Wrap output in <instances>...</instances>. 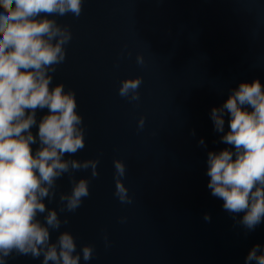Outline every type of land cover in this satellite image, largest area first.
I'll return each mask as SVG.
<instances>
[{"label": "water", "instance_id": "obj_1", "mask_svg": "<svg viewBox=\"0 0 264 264\" xmlns=\"http://www.w3.org/2000/svg\"><path fill=\"white\" fill-rule=\"evenodd\" d=\"M51 18L72 32L51 86L75 92L85 128L84 149L65 158L100 161L96 178L74 173L90 180V196L60 213L69 223L59 231L74 235L77 252L94 248L80 264H245L264 245V223L247 235L234 224L207 188L206 161L228 147L211 109L242 82L264 85V0H84L79 18ZM137 76L140 99L121 97V81ZM116 159L126 165L130 204L115 196ZM71 189L65 174L49 209L59 212V194ZM42 259L14 255L8 264Z\"/></svg>", "mask_w": 264, "mask_h": 264}, {"label": "clouds", "instance_id": "obj_2", "mask_svg": "<svg viewBox=\"0 0 264 264\" xmlns=\"http://www.w3.org/2000/svg\"><path fill=\"white\" fill-rule=\"evenodd\" d=\"M83 3L0 0V264L14 255L42 257V264H80L81 255L85 261L93 257V246L77 252L74 235L59 231L69 223L60 213L75 212L90 196V180H76L74 173L91 169L96 178L100 161L65 158L85 147L84 119L75 92L65 91L62 83L52 87L50 74L65 61V46L72 39L70 28L51 17L79 18ZM137 63H144L142 55ZM141 84L139 76L124 79L119 95L138 101ZM40 112L44 114L38 117ZM210 118L222 134L220 143L228 147L208 152L207 188L247 235L264 223V85L259 79L240 83L221 106L211 109ZM144 123L142 117L138 127ZM198 143L206 147L203 139ZM113 166L115 196L130 204L122 179L126 165L116 159ZM65 174L72 189L59 194L58 212L45 201L56 200L57 180ZM203 219L211 222L212 216L205 213ZM52 231L59 232L54 242ZM245 264H264V245L256 243Z\"/></svg>", "mask_w": 264, "mask_h": 264}]
</instances>
